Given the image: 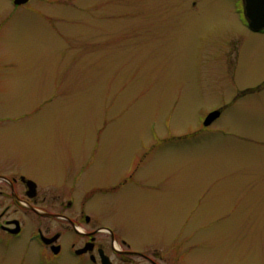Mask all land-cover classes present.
<instances>
[{"label":"rangeland","instance_id":"1","mask_svg":"<svg viewBox=\"0 0 264 264\" xmlns=\"http://www.w3.org/2000/svg\"><path fill=\"white\" fill-rule=\"evenodd\" d=\"M241 1L0 0V154L31 153L42 192L142 161L102 221L179 264H264V89L240 95L264 83V33ZM21 254L0 242V264Z\"/></svg>","mask_w":264,"mask_h":264},{"label":"flooded vegetation","instance_id":"2","mask_svg":"<svg viewBox=\"0 0 264 264\" xmlns=\"http://www.w3.org/2000/svg\"><path fill=\"white\" fill-rule=\"evenodd\" d=\"M27 3L16 5L13 0V12ZM241 8L244 15V0ZM244 21L249 28L246 18ZM262 84L240 95L263 90ZM10 117L0 115V124ZM8 151L0 154V242L4 247L22 244L20 264L29 258L34 264H179L177 257L164 253L163 248L130 244L121 227L102 221L94 206L100 196L120 195L132 183L136 190H144L142 161L136 167L128 164L112 172L106 186L93 185L81 192L75 182L49 186L50 191L42 192L33 177L31 153ZM85 169L79 167L76 174ZM70 170L72 174L75 169ZM169 250L175 255L176 248Z\"/></svg>","mask_w":264,"mask_h":264},{"label":"water","instance_id":"3","mask_svg":"<svg viewBox=\"0 0 264 264\" xmlns=\"http://www.w3.org/2000/svg\"><path fill=\"white\" fill-rule=\"evenodd\" d=\"M29 0H15L16 5H22ZM244 14L248 21L250 29L253 31L264 30V0H244ZM221 110H215L206 117L205 126H210L221 116ZM36 187L34 184L33 188Z\"/></svg>","mask_w":264,"mask_h":264}]
</instances>
